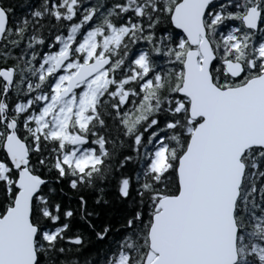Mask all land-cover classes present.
Listing matches in <instances>:
<instances>
[{"label": "snow or ice", "instance_id": "snow-or-ice-1", "mask_svg": "<svg viewBox=\"0 0 264 264\" xmlns=\"http://www.w3.org/2000/svg\"><path fill=\"white\" fill-rule=\"evenodd\" d=\"M0 264H264V0H0Z\"/></svg>", "mask_w": 264, "mask_h": 264}]
</instances>
